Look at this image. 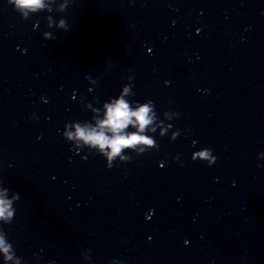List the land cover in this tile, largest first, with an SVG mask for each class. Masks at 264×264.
<instances>
[{
    "label": "clouds",
    "instance_id": "9594fccd",
    "mask_svg": "<svg viewBox=\"0 0 264 264\" xmlns=\"http://www.w3.org/2000/svg\"><path fill=\"white\" fill-rule=\"evenodd\" d=\"M7 3L13 6L15 11L21 12V19H29L28 12H35L44 8V0H7ZM66 7V5H65ZM49 28L50 25H47ZM64 31L69 28L66 20H61L59 25ZM43 39L55 40L56 36L51 32L45 31ZM111 64H109V68ZM131 72V69H129ZM133 75L127 77L128 83L122 85L118 96L109 97L103 102V118L100 119L98 115H94L92 120H95V125L86 121H72L66 122L62 137L70 142L74 150L79 153L87 149L89 152H96L103 156L106 160V168L112 169L114 164L131 162L132 156L126 153H135L136 155L145 154L153 149H157L159 144L153 136L147 134L148 131H156L157 110L155 102L152 100H145L143 103L139 101H130L127 97L135 95L133 92L134 80ZM89 83L96 84L91 76H86ZM166 84L170 83L168 81ZM99 103V101H97ZM136 107L133 108L132 105ZM97 113L100 109L95 110ZM179 117V113L175 111H165L163 116L165 120L160 121L161 124H166L165 121L169 116ZM132 126L137 129L135 132H127L126 129ZM166 127L173 128L171 123H167ZM110 133V134H109ZM166 134L161 131L160 136L164 137ZM180 135V130L172 132L170 140L175 141ZM195 144V141L193 142ZM143 145L144 147H139ZM260 156L264 157V153ZM175 159H179L177 156ZM191 159L193 161H203L209 166L215 163L216 157L212 153V149L203 148L192 153ZM4 181L0 179V225H9L15 218L16 208L14 204L20 200V194L12 192L10 189L3 186ZM90 252L91 250H87ZM0 253H3L4 264L15 260L16 264H20L22 258L16 255L13 244L9 242L7 233L0 227ZM90 257H86L89 259ZM48 264H55L54 261H49ZM111 264H118L113 260Z\"/></svg>",
    "mask_w": 264,
    "mask_h": 264
}]
</instances>
